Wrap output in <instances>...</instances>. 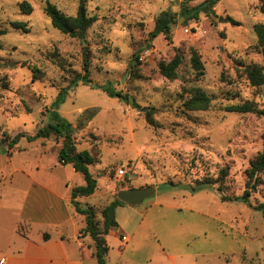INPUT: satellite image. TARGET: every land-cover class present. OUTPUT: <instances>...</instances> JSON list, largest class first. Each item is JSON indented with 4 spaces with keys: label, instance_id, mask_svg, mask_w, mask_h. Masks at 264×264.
<instances>
[{
    "label": "rangeland",
    "instance_id": "374dc122",
    "mask_svg": "<svg viewBox=\"0 0 264 264\" xmlns=\"http://www.w3.org/2000/svg\"><path fill=\"white\" fill-rule=\"evenodd\" d=\"M23 1L33 6L30 13L22 11ZM202 1L87 0L88 13L97 20L82 40L56 28L44 10L51 2L76 15L80 0H0V28L6 29L0 37V169L5 164L22 169L0 179V207L76 208L72 189L84 178L59 161L61 138L25 136L12 152L8 144L20 132L35 136L46 128L65 91L57 111L77 125L78 149L97 157L90 169L98 188L78 200L80 206L94 207L104 228L102 210L120 189H154L135 205L117 207L106 264H264V211L254 208L264 204V170L250 203L221 199V194L244 193L251 161L264 152V114L227 110L246 101L264 108V85L252 86L236 69L238 60L264 66L254 29L264 23L262 0H220L214 11L187 19ZM184 6L190 10L186 14ZM166 11L174 14L171 38L151 37L157 17ZM12 21L25 22L28 30L14 28ZM84 47L91 58L88 83L76 82L85 73ZM193 50L204 62L202 75L192 66ZM178 51L183 63L177 78L169 79L159 64ZM106 86L127 98L110 96ZM193 86L211 96L208 109H185ZM148 110L156 126L147 121ZM202 180L211 187L193 190ZM5 213L12 223L0 226L5 235L0 248L17 236L13 210ZM36 214L45 222L55 220L47 211ZM74 217L64 229L69 235L86 224L84 214ZM41 228L26 230L31 235ZM47 230L56 234L52 226ZM93 262L95 255L87 264Z\"/></svg>",
    "mask_w": 264,
    "mask_h": 264
},
{
    "label": "trees",
    "instance_id": "16d2710c",
    "mask_svg": "<svg viewBox=\"0 0 264 264\" xmlns=\"http://www.w3.org/2000/svg\"><path fill=\"white\" fill-rule=\"evenodd\" d=\"M220 0H204L198 6L194 7L191 11V15H185L187 19L191 16H198L201 11L209 12L210 10H215V6ZM22 11L30 13L33 10V6L28 1H23L20 4ZM45 12L51 17L52 24L60 29L65 34L72 37H78L82 40L86 38V33L88 29L97 20L96 16H91L88 13L87 0H80L79 7L76 15H68L62 10H60L55 4L48 2L45 6ZM260 10L264 13V0L261 1ZM190 10L184 6L183 13L186 14ZM228 21L233 24H240L239 21L232 17H228ZM172 23L174 21V14L166 11L163 12L156 19V24L154 30L151 32V37H155L163 33L166 38H171ZM11 25L16 29L28 30L27 24L20 21H12ZM254 29L257 34L258 45L260 46L261 53L264 57V23H256ZM6 33V29L0 28V37ZM2 48V43L0 40V49ZM138 54L134 55L132 58L131 65L134 66L138 61ZM183 63V55L178 51L175 56L168 62L161 61L159 64V70L162 75L169 79H175L178 76V68ZM191 63L193 68L197 71L198 75L204 74L205 66L202 61L201 55L198 51H192ZM83 68L85 73L79 75L76 78V82L81 80L84 83L90 81L89 76L91 73V58L90 52L87 47H84L83 55ZM236 69L238 72H245L247 78L249 79L252 86L261 87L264 85V66L256 63H245L242 60H238L236 63ZM38 74L34 72L33 79L36 80ZM110 96L120 97L122 99L127 98L122 91H117L108 86L103 88ZM190 97L185 100L184 107L187 110H206L210 107L212 98L211 96L200 86H193L189 90ZM65 91H61L60 96L54 103V108L50 110L51 120L49 121L46 128L40 129L35 136L27 135L25 132H20L16 134L10 141L9 146L13 147L22 137H27L29 140H33L36 137H47L51 134H55L57 138L62 139V145L58 151V159L61 164H71L76 172H79L83 178L84 183L76 185L72 189V202L76 206V210L80 214L86 216V225L82 229V232L89 234L95 244V257L96 264H106V258L110 251V246L108 244L107 235L110 229L117 224L115 219V213L118 206L125 204L123 201L119 200L117 197L113 199L104 209L102 210V215L104 217V228L100 227V223L96 219V211L94 207H81L79 201L76 199L78 197L90 196L95 193L98 188L97 177L91 172L90 166L97 162V157L93 155L89 150H79L77 146V140L75 136V127L73 123L62 117L57 111V104L63 102L65 98ZM230 112H254L258 114H264V108H259L254 101H246L240 104H233L227 107ZM147 121L156 126V122L152 117V110L147 112ZM264 170V152L259 153L252 161L251 167L248 169L249 181L247 182V188L244 193L239 196H229L221 194V199L223 201H243L250 203V196L252 190L256 188L258 174ZM226 174L222 173V178ZM205 186L211 187V181L202 180L198 181L197 185L193 186V190H199ZM255 209H260L264 211V204H259L254 206Z\"/></svg>",
    "mask_w": 264,
    "mask_h": 264
},
{
    "label": "crops",
    "instance_id": "0c3cea01",
    "mask_svg": "<svg viewBox=\"0 0 264 264\" xmlns=\"http://www.w3.org/2000/svg\"><path fill=\"white\" fill-rule=\"evenodd\" d=\"M73 125L75 128L77 127L75 123ZM76 134L78 133L76 132ZM16 149V146L13 147L11 152ZM41 168L45 169L46 165L41 163ZM20 170L22 169H9L8 164H5L4 168L0 169V179L11 178ZM78 178L80 177L78 176ZM32 180L34 184L39 183L35 178ZM84 197L86 196L76 200H82ZM9 210H13V227L17 236L12 237L4 247L0 248V260L5 258L3 264H87L93 259L94 241L89 234L82 232L86 224L76 227L70 235L64 231L68 220L75 222L74 216L83 215L78 214L75 207H0L1 228L5 227L7 223H12L7 221L10 216H6L5 213ZM41 211L54 214L52 218L55 220L46 219L45 222L36 214ZM36 224H40L43 228L39 229L36 234L27 233L26 228H33ZM47 225L54 227L56 234L47 230ZM23 226L26 227L25 230H23ZM0 237L4 238L5 235L0 234Z\"/></svg>",
    "mask_w": 264,
    "mask_h": 264
},
{
    "label": "water",
    "instance_id": "95a60500",
    "mask_svg": "<svg viewBox=\"0 0 264 264\" xmlns=\"http://www.w3.org/2000/svg\"><path fill=\"white\" fill-rule=\"evenodd\" d=\"M92 86L97 87V84L94 83L92 84ZM153 191H154L153 187L150 186L120 189L117 192V198L126 204L135 205L145 197L150 196L153 193Z\"/></svg>",
    "mask_w": 264,
    "mask_h": 264
},
{
    "label": "built area",
    "instance_id": "2783aa9c",
    "mask_svg": "<svg viewBox=\"0 0 264 264\" xmlns=\"http://www.w3.org/2000/svg\"><path fill=\"white\" fill-rule=\"evenodd\" d=\"M123 239H124V240H127L128 237H127L126 235H124V236H123ZM4 261H5V258H2V259L0 260V264H3Z\"/></svg>",
    "mask_w": 264,
    "mask_h": 264
}]
</instances>
